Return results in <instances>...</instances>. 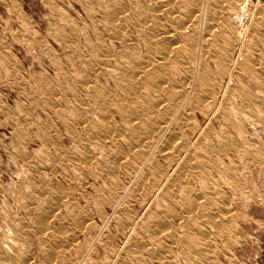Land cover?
Masks as SVG:
<instances>
[{
  "label": "rangeland",
  "instance_id": "obj_1",
  "mask_svg": "<svg viewBox=\"0 0 264 264\" xmlns=\"http://www.w3.org/2000/svg\"><path fill=\"white\" fill-rule=\"evenodd\" d=\"M0 264H264V0H0Z\"/></svg>",
  "mask_w": 264,
  "mask_h": 264
},
{
  "label": "bare ground",
  "instance_id": "obj_2",
  "mask_svg": "<svg viewBox=\"0 0 264 264\" xmlns=\"http://www.w3.org/2000/svg\"><path fill=\"white\" fill-rule=\"evenodd\" d=\"M195 44V43H194ZM162 60V59H161ZM154 68V67H153ZM142 72V71H141ZM138 77H139V75H137ZM154 79H156L155 77H154ZM133 80V79H132ZM142 80H144V78H142ZM147 83V82H146ZM135 84V83H134ZM136 85V84H135ZM148 85H150V84H148ZM153 87H155V86H153ZM157 88H159V87H157ZM156 88V89H157ZM159 92V91H158ZM176 92V91H175ZM181 92V91H180ZM177 94V93H176ZM185 96V95H184ZM184 99H185V97H183ZM163 111V110H162Z\"/></svg>",
  "mask_w": 264,
  "mask_h": 264
}]
</instances>
